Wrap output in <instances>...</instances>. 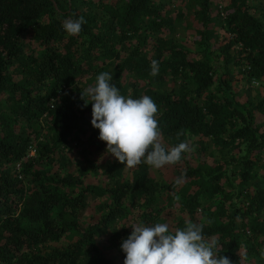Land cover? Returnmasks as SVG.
Instances as JSON below:
<instances>
[{"label":"trees","instance_id":"obj_1","mask_svg":"<svg viewBox=\"0 0 264 264\" xmlns=\"http://www.w3.org/2000/svg\"><path fill=\"white\" fill-rule=\"evenodd\" d=\"M257 1L0 0V264H124L131 225L155 222L202 223L234 264H264V96L239 88L264 80ZM105 71L154 99L162 144L189 145L170 181L104 161L82 91Z\"/></svg>","mask_w":264,"mask_h":264},{"label":"clouds","instance_id":"obj_2","mask_svg":"<svg viewBox=\"0 0 264 264\" xmlns=\"http://www.w3.org/2000/svg\"><path fill=\"white\" fill-rule=\"evenodd\" d=\"M86 23L84 16H78L65 19L62 27L69 36H75ZM159 71V61L152 60L151 75L157 76ZM112 81L113 75L105 71L86 93L82 91L85 107L92 104L91 123L99 129V139L106 142L107 153L130 168L146 163L159 169L179 162L189 145L180 142L168 148L161 143L154 99L148 95L125 96ZM131 227L133 231L120 245L126 254L124 264H234L220 252L217 240L205 238L202 223H187L175 231L166 222Z\"/></svg>","mask_w":264,"mask_h":264},{"label":"rangeland","instance_id":"obj_3","mask_svg":"<svg viewBox=\"0 0 264 264\" xmlns=\"http://www.w3.org/2000/svg\"><path fill=\"white\" fill-rule=\"evenodd\" d=\"M64 1V0H61ZM257 5L259 6H264V0H258L257 1ZM181 33L179 34V37H185L186 36V32L184 30L180 31ZM169 86L171 85L170 83L168 84ZM239 88H241L242 90V95L248 97V98H256L257 100L262 99V97L264 96V80L262 79L261 82L256 81V82H243L240 84ZM246 98L242 99L243 101H245ZM35 147V146H32ZM36 151V150H35ZM35 151L34 152H30L29 156H35ZM68 155L71 158H75L76 160L79 159V153L76 152H68ZM103 159V155L101 156ZM112 158H114V156H112ZM110 153L106 154L104 156V161H111L112 160ZM100 159V160H101ZM133 168L134 167H128L127 170L124 173V177L125 179H130L133 175ZM151 175L159 182H168L170 181L172 178H174L175 176V169L173 165H169V166H164L161 167L159 169L155 168L152 169L151 171ZM96 176H92V178H87L86 181L91 180L90 182H96V183H103V184H108L109 179L103 177V178H99Z\"/></svg>","mask_w":264,"mask_h":264},{"label":"built area","instance_id":"obj_4","mask_svg":"<svg viewBox=\"0 0 264 264\" xmlns=\"http://www.w3.org/2000/svg\"><path fill=\"white\" fill-rule=\"evenodd\" d=\"M30 151H31V152H34V151H35V148H34V147H31V148H30Z\"/></svg>","mask_w":264,"mask_h":264}]
</instances>
